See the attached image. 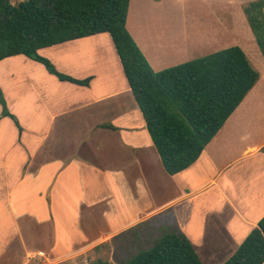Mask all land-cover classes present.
<instances>
[{
  "label": "crops",
  "instance_id": "1",
  "mask_svg": "<svg viewBox=\"0 0 264 264\" xmlns=\"http://www.w3.org/2000/svg\"><path fill=\"white\" fill-rule=\"evenodd\" d=\"M127 29L155 72L164 69L163 61L195 47L182 40L162 43V51L155 43L139 42L140 31L128 20ZM39 54L59 72L91 81L88 87L59 81L24 55L0 61V88L22 127L20 132L2 117L0 106V203L13 220L9 235L15 236L2 241L7 247L0 249V264L8 246L17 244L11 251H26L19 264H75L78 255L171 207H176L180 232L196 251L199 245L206 260L224 264L264 217V142L248 144L242 136L245 148L236 150L222 137L230 126L250 132L245 120L255 104L249 98L253 90L199 160L172 176L159 161L108 33L43 48ZM171 190L178 198L166 202L162 196ZM197 197L203 201L198 207L194 201L184 206ZM46 227L49 253L41 237ZM29 241L35 248H29Z\"/></svg>",
  "mask_w": 264,
  "mask_h": 264
},
{
  "label": "trees",
  "instance_id": "2",
  "mask_svg": "<svg viewBox=\"0 0 264 264\" xmlns=\"http://www.w3.org/2000/svg\"><path fill=\"white\" fill-rule=\"evenodd\" d=\"M131 0H0V61L24 55L59 81L88 87L91 78L59 72L39 50L108 33L163 168L195 164L260 76L239 46L155 72L127 29ZM263 1L243 8L264 58ZM2 117L22 127L0 88ZM264 152V147L262 148ZM98 248V247H97ZM89 264H112L98 259ZM126 264H203L182 232L164 235ZM224 264H264V217Z\"/></svg>",
  "mask_w": 264,
  "mask_h": 264
},
{
  "label": "rangeland",
  "instance_id": "3",
  "mask_svg": "<svg viewBox=\"0 0 264 264\" xmlns=\"http://www.w3.org/2000/svg\"><path fill=\"white\" fill-rule=\"evenodd\" d=\"M20 1L22 0H12L13 4ZM257 1L264 3V0H131L128 14V23L140 31V35H137L139 42H147L148 45L155 43L156 48L162 51H164L166 44H180L179 41L182 40L187 41L186 43L190 47L194 44L195 47H187L177 55L176 59L163 61L161 66H165L164 69L234 46H239L244 51L253 68L259 73L260 78L249 96L255 103L248 112V121L245 120L251 125L250 132L245 131V126L239 131L238 129L233 131L230 126L226 128L222 136L228 137L229 148H237L236 150L245 148V144L242 143V136H246L248 144L260 145L264 142V58L243 10L245 6ZM162 43H164V47ZM242 125L240 124L239 127ZM256 126L258 128H255ZM254 128L255 130H253ZM159 161H161L160 158ZM162 198L166 199V202H172L178 197L176 191L171 190ZM156 200L158 201L157 198ZM193 201L197 207L198 203L203 202L197 197L185 201L184 206H190L188 204ZM163 202L158 201V204L163 205ZM6 211V205L0 203V249L3 245L4 248L7 247L5 242L2 243L3 240L15 238V236L9 235L14 231V226L13 220L8 217ZM175 211L176 207H171L146 224L132 228L118 235L111 242L101 244L96 249L78 255L75 264H89L98 259L112 264H126L139 252L153 247L164 235L180 232ZM199 213H201V209ZM102 222L100 224L104 225ZM66 223L64 220L63 224ZM37 228L40 229L41 226ZM71 230L72 233L76 232L75 229ZM26 231L24 230L25 234H27ZM91 232H96V230L90 229L88 231V233ZM49 234V227H46L44 233L41 234L45 240L42 245L47 253H49L48 241L51 239ZM73 238H76V234H73ZM34 244V241H29V248H35ZM8 247L10 250L6 252V255L3 254L1 263L19 264L18 260L26 254V251H11V248L17 249L18 244ZM59 249L61 248L59 247ZM202 250L198 245L197 252L204 259V264H217L206 260L204 258L205 250ZM61 252L63 254L59 253V255L65 254L63 248Z\"/></svg>",
  "mask_w": 264,
  "mask_h": 264
}]
</instances>
